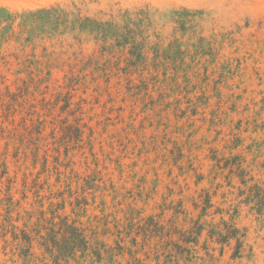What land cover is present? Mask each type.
I'll list each match as a JSON object with an SVG mask.
<instances>
[{
	"label": "rangeland",
	"instance_id": "374dc122",
	"mask_svg": "<svg viewBox=\"0 0 264 264\" xmlns=\"http://www.w3.org/2000/svg\"><path fill=\"white\" fill-rule=\"evenodd\" d=\"M0 264H264V0H0Z\"/></svg>",
	"mask_w": 264,
	"mask_h": 264
},
{
	"label": "trees",
	"instance_id": "16d2710c",
	"mask_svg": "<svg viewBox=\"0 0 264 264\" xmlns=\"http://www.w3.org/2000/svg\"><path fill=\"white\" fill-rule=\"evenodd\" d=\"M130 21H132V20H129L128 21V24H127V26H126V28L125 29H127V32H128V34H127V37H126V39H127V43H129V42H133L132 44L135 46V47H138L139 46V43H138V41H136V39H138L139 38V36H140V33H143V30H142V28L141 29H139V27H134V29L132 28L133 26H134V24H135V22L133 21V22H130ZM114 28H116V26L114 25ZM138 33V34H137ZM126 35V34H125ZM137 36V37H136ZM140 52H141V47L138 49ZM142 53V52H141ZM75 230V233H76V235L78 236V237H80L81 238V241L83 242L84 240H85V238L83 237V234H81L80 232H79V230L77 229V228H75L74 229ZM86 242V241H85ZM87 243V242H86Z\"/></svg>",
	"mask_w": 264,
	"mask_h": 264
}]
</instances>
